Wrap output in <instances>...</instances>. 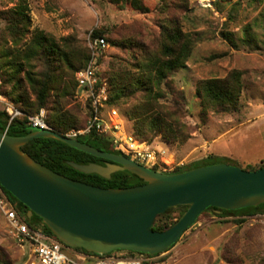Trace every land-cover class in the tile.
Masks as SVG:
<instances>
[{"label":"rangeland","instance_id":"374dc122","mask_svg":"<svg viewBox=\"0 0 264 264\" xmlns=\"http://www.w3.org/2000/svg\"><path fill=\"white\" fill-rule=\"evenodd\" d=\"M136 3L146 11L137 10L133 6ZM27 4L30 34L40 30L56 42L65 40L69 48L80 52L88 49L89 40H94L93 32L102 33L109 44L99 61L98 76L106 84L107 93L115 75L136 73L142 52L157 51L161 25L180 26L197 40L195 48L185 68L166 79L170 87L162 83L153 90L162 97L155 99L154 107H160L167 122L175 125L179 138L186 140L167 144L162 134L156 135L148 126L142 132L149 145L165 151L161 165L171 172L210 155L241 169L264 162V0L258 4L170 0L166 9L161 0H27ZM14 5L10 0H0L3 48L11 46L12 41L4 34L1 13ZM226 33L231 43L225 40ZM30 34L21 43L29 42ZM232 71L241 73L242 93L237 109L202 114L196 96L198 82L223 79ZM66 73V82L76 81L74 74ZM73 91L71 97L58 101L63 111H69L78 121V130H84L85 105L77 89ZM147 95L137 91L115 106L102 108L106 129L102 135L111 140L132 136L138 122L130 114L142 112L141 107L149 101ZM55 100L52 92L49 104ZM42 110L46 116L47 111ZM115 126L119 128L116 131ZM12 204L17 210L16 203ZM0 258L7 264H31L32 260L28 245L20 246L12 239L1 216ZM149 264H264V212L251 216L202 213L169 251Z\"/></svg>","mask_w":264,"mask_h":264},{"label":"trees","instance_id":"16d2710c","mask_svg":"<svg viewBox=\"0 0 264 264\" xmlns=\"http://www.w3.org/2000/svg\"><path fill=\"white\" fill-rule=\"evenodd\" d=\"M15 5L11 9L1 13V20L5 22L3 29L5 36L12 41L11 46L3 48V41L0 47V93L9 101L14 108L21 111L24 115L14 119L6 131V135L10 137H23L31 134V129L27 124V116L39 114L42 109L47 111L45 122L50 129L62 136H67L70 131L80 129L78 121L73 118L69 111H63L58 100H64L65 97H71L77 89L76 81L66 82L67 72L76 74L81 71L87 64L90 53L88 49L74 51L69 48L65 40L56 42L48 37L40 30H33L30 34V18L27 0H10ZM170 0H161L162 8L169 7ZM236 1L237 4L246 2L247 4H258L262 0H216L217 3H230ZM137 2V1H136ZM137 10L146 11L138 3L133 5ZM30 34L29 42L21 43L27 35ZM225 40L232 42L230 35H223ZM92 37L103 38L101 32H93ZM104 39V38H103ZM107 44L109 41L104 39ZM160 43L156 52H142V63L136 66V73L115 75L111 79L109 86L108 101L105 107H112L120 103L122 100L135 95L137 91L147 93L149 101L142 107L141 113H131L130 117L135 118L138 122L137 130L132 132V136L142 142L145 139L142 132L145 126L156 135L162 134L165 143H184V139H180L175 125L167 122V118L163 115L160 107L155 108V99L160 98L159 93L154 94L153 87H161L164 83L165 87H170V82L166 81L173 73L185 68L187 61L190 59L195 48L197 40L192 38L189 33H184L182 28L176 24L169 23L160 27ZM65 43V46H64ZM100 61V60H99ZM38 69H42L41 72ZM26 87H29L28 89ZM8 90H6V89ZM108 91V90H107ZM55 93L56 100L49 104L51 93ZM242 93L241 73L232 71L223 79H208L200 81L196 87V96L200 100L201 113L206 114L208 110L217 113H230L237 109ZM162 98V97H161ZM91 103L87 102L83 108L86 111L84 128L92 114ZM141 115V116H140ZM151 115V117H150ZM140 116V117H137ZM8 121L6 113L0 109V133H4L5 126ZM74 140L87 144L99 151L111 153L115 155H124L117 150L112 143L111 138L99 134L95 130H91L87 134L77 136ZM21 151L29 155L35 162L48 168L63 177L78 181L90 186L102 189H126L136 187L143 182L136 176L128 172H118L111 175L109 180L103 179L97 175H84L78 173L67 166L68 162L79 165L95 163L105 165L108 163L103 159H99L83 152L68 147L52 139L37 138L31 140L27 145L21 147ZM216 164H225L219 158L208 156L200 161L194 162L189 166L177 168L167 174H175L185 172L191 169L206 167ZM264 168V162L258 166H248L244 171L253 172ZM156 171L155 169H152ZM2 189V188H1ZM3 193L11 201L16 203L17 210L22 218L31 227H40L43 232L51 237L53 235L41 223L36 216L27 218V208L14 199L8 192L2 189ZM187 207H176L168 209L162 215L158 216L152 225V231L163 232L169 229L176 220L186 211ZM217 212L223 216L229 215H246L251 216L258 212H264V204L256 208H247L235 212H227L216 208H208L205 212ZM177 213V217L174 214ZM35 220V224L33 223ZM242 222V221H240ZM85 252L83 249H79ZM122 253L127 257H135L139 254L126 251L112 252L111 255ZM148 256V255H146ZM159 255H155L157 257ZM0 264H7L0 258Z\"/></svg>","mask_w":264,"mask_h":264},{"label":"water","instance_id":"95a60500","mask_svg":"<svg viewBox=\"0 0 264 264\" xmlns=\"http://www.w3.org/2000/svg\"><path fill=\"white\" fill-rule=\"evenodd\" d=\"M37 138L58 141L108 162H68L78 173L109 180L115 173L128 172L143 184L102 189L63 177L21 151ZM0 187L27 208L28 219L39 218L68 248L96 256L126 251L152 257L169 251L208 208L235 212L263 205L264 168L248 172L216 164L167 174L52 130H35L23 137L0 133ZM176 207L187 209L166 231H152L156 218Z\"/></svg>","mask_w":264,"mask_h":264},{"label":"built area","instance_id":"2783aa9c","mask_svg":"<svg viewBox=\"0 0 264 264\" xmlns=\"http://www.w3.org/2000/svg\"><path fill=\"white\" fill-rule=\"evenodd\" d=\"M106 48L107 44L103 38L88 41L90 58L85 67L75 74V80L78 97L84 105L87 102L91 103L92 114L84 130L71 131L66 137L73 139L87 134L91 130H95L99 134L106 132L100 110L105 107L108 96L105 88L106 84L101 82L98 76L99 60ZM0 109L8 116L3 133L5 134L11 122L16 118L22 117L24 114L7 102L1 93ZM26 119L31 129L51 130L45 122L44 110H41L37 115L27 116ZM118 129L117 126L114 127V131ZM112 143L117 150L126 156H130L136 163L151 170L158 168L159 170L156 171L167 173L160 163L165 155L164 150L126 135L115 137ZM0 216L3 218L12 239L20 246L28 245L30 257H32L31 264H149L155 258L154 256L151 257L144 254L127 257L122 253L96 256L87 252H81L79 249L68 248L54 237L45 234L41 228L29 226L3 193L1 187Z\"/></svg>","mask_w":264,"mask_h":264}]
</instances>
